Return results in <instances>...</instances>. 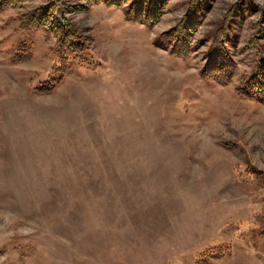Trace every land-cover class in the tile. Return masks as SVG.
I'll use <instances>...</instances> for the list:
<instances>
[{
  "label": "rangeland",
  "instance_id": "rangeland-1",
  "mask_svg": "<svg viewBox=\"0 0 264 264\" xmlns=\"http://www.w3.org/2000/svg\"><path fill=\"white\" fill-rule=\"evenodd\" d=\"M48 1L0 12V264H264V103L237 92L264 0H203L185 58L155 40L189 0L152 25L127 19L132 0H61L86 6L68 15L90 63L38 93L56 37L19 21ZM230 9L236 70L222 84L201 69Z\"/></svg>",
  "mask_w": 264,
  "mask_h": 264
},
{
  "label": "trees",
  "instance_id": "trees-1",
  "mask_svg": "<svg viewBox=\"0 0 264 264\" xmlns=\"http://www.w3.org/2000/svg\"><path fill=\"white\" fill-rule=\"evenodd\" d=\"M29 0H0V12L8 7L21 5ZM100 2L101 0H85ZM111 6L120 7L125 0H104ZM203 0H189L188 6L180 19L170 28L159 34L155 40L158 46L168 49L171 55L188 57L193 50V36L202 24L205 13L202 7ZM167 0H132L126 7V17L133 22H142L149 25L157 22L164 10ZM86 6L82 4L67 5L61 0H49L20 15L19 27L22 30H44L47 34L56 37L54 55L55 63L44 80L33 85L38 93L52 92L64 79L69 71L70 63L77 61L80 65L89 64L85 55L88 49V36L70 17L72 11H80ZM62 12L61 20L55 18V12ZM230 9L223 17L221 25L212 36L208 47L205 63L201 69V76L211 78L216 82L227 84L234 77L236 64L230 55L227 42L231 35ZM264 29L260 28L252 36L251 42L257 50V60L249 77L238 86L240 96L264 103ZM30 51V47L20 43L13 55V61L18 62ZM264 235V230L261 231Z\"/></svg>",
  "mask_w": 264,
  "mask_h": 264
}]
</instances>
